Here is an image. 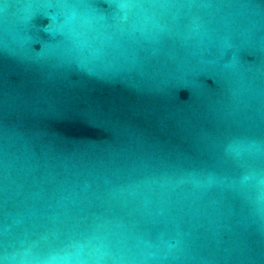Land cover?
<instances>
[{"label": "water", "instance_id": "95a60500", "mask_svg": "<svg viewBox=\"0 0 264 264\" xmlns=\"http://www.w3.org/2000/svg\"><path fill=\"white\" fill-rule=\"evenodd\" d=\"M0 264H264V0H0Z\"/></svg>", "mask_w": 264, "mask_h": 264}]
</instances>
